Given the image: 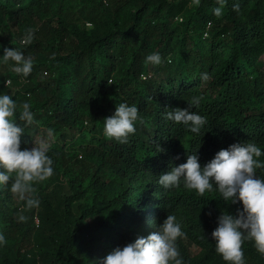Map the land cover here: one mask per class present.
Wrapping results in <instances>:
<instances>
[{
    "label": "trees",
    "instance_id": "1",
    "mask_svg": "<svg viewBox=\"0 0 264 264\" xmlns=\"http://www.w3.org/2000/svg\"><path fill=\"white\" fill-rule=\"evenodd\" d=\"M216 7L217 0H0V34L17 22L20 43L35 29L32 43L19 46L33 71L0 80V94L17 103L22 148L53 130V175L69 186L56 209L36 213L35 224L33 211L11 206L12 180L0 185L1 264H91L96 252L146 236L168 214L186 233L177 241L185 264L220 255L210 234L230 204L218 190L201 196L158 183L195 150L203 166L234 142L264 149V0H226L218 19ZM153 52L159 65L146 61ZM193 97L202 99L192 110L207 118L201 136L164 118ZM25 102L31 125L18 119ZM121 102L139 109L136 132L123 144L103 134V119ZM242 248L246 263L264 257L252 241Z\"/></svg>",
    "mask_w": 264,
    "mask_h": 264
},
{
    "label": "clouds",
    "instance_id": "2",
    "mask_svg": "<svg viewBox=\"0 0 264 264\" xmlns=\"http://www.w3.org/2000/svg\"><path fill=\"white\" fill-rule=\"evenodd\" d=\"M214 15L220 17L226 0H217ZM238 8V5H234ZM35 29L26 30L21 43L29 45L34 39ZM4 62L13 61L12 70L22 77H28L33 71V60L23 51L13 47L3 49ZM146 61L159 65L162 58L159 52L146 56ZM207 80L208 74H201ZM108 83H111L110 81ZM202 97H193L185 108H172L164 113V118L182 124L191 133L201 136L207 118L193 108H199ZM31 104L23 103L18 119L25 125L35 122ZM17 113V103L9 94H0V185L10 180L11 192L25 200L28 208H38L40 200L34 195L35 182H42L53 175V158L49 155L50 145L43 140L37 146L21 147L24 127L16 123L13 117ZM139 119L136 105L121 102L114 112L103 119V134L121 144L127 143L129 136L136 132L135 123ZM48 135L53 130L48 129ZM198 148V146H197ZM158 151H164L158 146ZM264 149L256 143L234 142L227 148H221L213 158L203 166L199 162L198 151L187 155L186 161L159 175L158 183L165 189L177 188L181 184L186 189L195 190L199 195L218 190L223 200L230 204H239L235 214L229 211L217 216V226L211 232L216 252L227 264H246L245 241H252L257 251L264 254V177L257 170H264ZM14 174V176H13ZM211 213H209L210 215ZM21 220L25 217L21 216ZM186 233L176 215L168 214L155 226V230L146 236H138L134 241L117 246L106 256L98 259V264H185L177 241ZM5 237L0 234V244Z\"/></svg>",
    "mask_w": 264,
    "mask_h": 264
},
{
    "label": "rangeland",
    "instance_id": "3",
    "mask_svg": "<svg viewBox=\"0 0 264 264\" xmlns=\"http://www.w3.org/2000/svg\"><path fill=\"white\" fill-rule=\"evenodd\" d=\"M96 1H101L103 3L106 0H96ZM169 1L176 2L178 0H169ZM218 18L219 17H216V19H218ZM174 21H175V19H174ZM87 23H89V24H87ZM87 23H85L86 29L87 30L92 29L93 25L91 24V22L87 21ZM10 25H11V31H9L8 33H1L0 34V80H2V81H5L9 76H13L16 74L12 70V65L14 64V62L11 60L8 62L3 61V59H2L3 49L5 47H8V48L15 47V48L19 49V46H22V45L24 46V44H22L21 42L20 43L18 42L21 40V39L19 40L20 36H15V34L13 33L16 31L17 22L11 23ZM30 28H33V27H30ZM23 37H24V35L21 36V38H23ZM26 54H27V52H26ZM26 54H24L26 57H31L30 54L29 55H26ZM262 60L264 62V57ZM148 71L149 70L146 68V71L141 72V73L143 74V73L148 72ZM52 137L54 138L55 135H52L51 137H49L48 133L42 132L40 130L39 132H37L35 134L34 139H36L37 141H40V142L43 140L44 142L48 143V142H50ZM73 165L75 166L77 164L75 162H73ZM58 177L59 176L54 174L50 178H48L42 182H35L34 183V188H35L34 195L36 197H38L40 200V205L38 208H31L30 209L27 207V205H26L27 195H31V194H26L25 200H21L17 194H14L12 192L10 194L11 206H13V207L16 206L17 211L20 212L21 214H23L25 211L28 214L33 211L34 212L33 220H34L35 224H38V220L36 218V213L44 212L46 207L56 209L61 198L64 197L69 192V188H68L69 186H68L67 181L62 179L61 180L62 182L60 184H58L57 183ZM238 207H240L239 204H230L229 211L233 213ZM28 214H27V218L29 217ZM125 226L130 228L131 223H127ZM138 236H143V235L140 233L132 234L130 242L134 241ZM124 245L125 244H118L117 246L122 247ZM117 246H114L113 248L108 249L106 252H100V253L96 252L95 255L93 256L94 258L92 259L91 264H98L99 258L106 256L109 252H111ZM27 248H28V246H23L22 250H26ZM3 252H4V247L0 244V264H1V259L3 258ZM221 261H224V260H223L222 256L219 255L218 257H216L214 259V261H211L208 264H218ZM246 264H252V263H246ZM255 264H264V257H262V256L259 257L258 262Z\"/></svg>",
    "mask_w": 264,
    "mask_h": 264
}]
</instances>
